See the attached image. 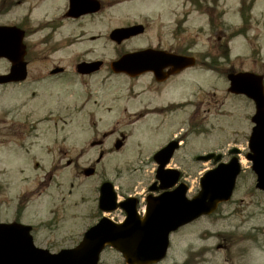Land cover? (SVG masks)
<instances>
[{"label":"flooded vegetation","instance_id":"af4514ba","mask_svg":"<svg viewBox=\"0 0 264 264\" xmlns=\"http://www.w3.org/2000/svg\"><path fill=\"white\" fill-rule=\"evenodd\" d=\"M187 1L193 11L206 16L207 28L200 29L208 30L207 43L203 45L197 43V33L191 39L182 37L186 19H182L180 4L177 8H169L164 20L163 13L158 12L154 17L144 15L141 21L102 28L98 26L102 14L119 0H0V24L15 25L23 32V61L27 71L24 80L1 86L30 83L38 88V85L49 83L55 89V84H62L61 91L56 90L47 96L46 90L32 91L33 97L41 95L56 99V106L44 116L35 117L33 112L24 111V107L19 106L15 113L7 111L1 118L4 130L1 142L4 145L17 142L30 152L33 150L31 160H34V166H39L36 159L39 157L41 160L47 158L45 160L51 164L39 179L38 189L36 186L33 191H23L12 197L3 196L0 192V223L30 225L34 243L41 246L39 244L45 242L44 227L49 229L54 222L53 217L59 216L63 209L56 208L57 205L47 208L48 203L43 204L45 215L50 217H43L39 223L24 220L26 210L34 198H42L44 194L46 199L45 188L50 185L51 176L62 170L67 176L65 169L69 167L72 168V178L78 180L97 176L95 211L99 186L104 181L112 182L119 201L131 197L129 202H135L139 215L143 214L148 198L173 190L181 181L189 187L182 171L174 185L161 188L160 181L156 179V169L152 167V178L141 191L136 185L124 188L119 183L124 174L118 167L112 177L102 171L103 163L155 165L166 159L169 161L166 167L171 168L176 167L170 165L175 161L192 162L198 155L213 151L189 154L190 151L186 150L185 158L181 159V151L187 147L191 137L206 135L213 129L210 119L214 104L218 102L214 100L217 94L213 87L197 83L195 76L189 78L188 73L210 75L216 79L222 77L228 86L227 76L231 71L229 26L224 20L222 7L217 5L221 0ZM15 11L17 13L13 14ZM152 19L156 24L150 23ZM133 24H142V32L119 43L109 39L111 47L108 49L86 41L96 39L101 30H106L109 37V32L115 28ZM142 35L146 36L145 41L139 45L130 44L131 40ZM70 47L79 51L72 56ZM140 50L145 51L147 66L141 73L129 74L111 67V63L122 55ZM176 55L189 56L192 63L180 67ZM0 60L7 66L1 73L8 72L9 60L4 57ZM81 62H96L98 67L83 72L78 69ZM224 102L220 101L218 107H222ZM227 110L217 109V112L224 116ZM248 115L251 131L252 116ZM248 137L247 134L246 143ZM41 139L44 142L41 141L38 149ZM246 153L247 147L238 156ZM231 157L228 148L222 152L221 160L228 161ZM145 165L128 167V176L143 170ZM86 168L93 169L89 176L85 175ZM75 184L79 181L69 180L71 187L74 188ZM72 192L67 188L68 195ZM112 215L121 220L125 212L117 208ZM112 251L118 261L109 262L108 258H103L101 255L109 252L103 250L97 264H127L118 251ZM169 253L154 264H163Z\"/></svg>","mask_w":264,"mask_h":264},{"label":"rangeland","instance_id":"374dc122","mask_svg":"<svg viewBox=\"0 0 264 264\" xmlns=\"http://www.w3.org/2000/svg\"><path fill=\"white\" fill-rule=\"evenodd\" d=\"M240 1L221 0L217 4L225 11L224 20L228 23L229 31L241 24ZM251 1H253L252 21L247 34L235 36L228 44L230 68L252 70L264 74V0ZM179 4L182 9V19H186L182 37L191 39L197 33V43L199 45L207 43L208 30H200L201 27L207 28L206 16L193 11L187 0H119V3L102 14L98 26L106 28L126 22L141 21L144 15L154 17L158 12L163 13L162 19L164 20L166 14L169 13V8H177ZM16 13L17 11L13 12V14ZM150 23L156 24V21L152 19ZM97 36L94 40L86 41L107 49L111 47L106 30H101ZM145 40L146 36L142 35L131 40L130 44L139 45ZM77 51L79 50L72 49L70 52L73 56ZM6 68V63L0 60V72ZM188 74L189 78L195 76L197 83L213 87L217 94L214 100L218 102L214 104L210 119L213 129L206 135L197 134L191 137L187 147L181 151V159L185 158L186 150L190 151L189 154L207 150L226 152L233 144L241 149L245 148L246 135L250 131L248 114L252 113L253 103L245 97L227 93L226 81L222 77L216 79L210 75ZM37 87L30 83L20 86L0 85V192L3 196L12 197L23 191H33L36 186L38 189L39 179L43 178L42 174L49 169L51 164L45 160L47 158L41 160L39 157L36 158L39 166H34V160H31L33 150L30 149V152L26 146H19L17 142L6 145L1 142L2 132H4L1 118L5 117L4 113L7 111L15 113V108L23 106L24 111H31L33 116L40 117L56 106V99L46 98V96L56 90L61 91L62 84H55V89L49 83H43ZM33 90H46L44 92L47 93L45 97L41 95L33 97ZM222 100L225 101L223 106L218 107V103ZM217 109H228L227 114L221 116ZM182 127L185 128L183 125ZM41 141L44 142L43 139L39 141L38 149L42 144ZM241 157L243 169L236 180L232 197L222 203L213 215L200 217L172 233L170 253L163 264H264V192L257 190L254 186L255 176L249 169L250 164L243 154ZM173 164L184 173L189 182L190 189L187 193L189 197L198 191L200 175L213 166L210 161H175L170 165ZM139 165L145 164L103 163L102 171L112 177L114 173L116 174V167H118L124 174L119 183L124 188L136 185L137 190L141 191L152 178L153 164H146L143 170L129 177L128 167L133 168ZM65 170L68 171L67 176H64L63 170L51 176L50 185L45 188L46 191L44 190L47 198L44 199V194L42 198L37 197V201L34 198L24 218L33 223L42 222L43 217L48 219L50 216L45 215L46 211L42 207L45 203H48L47 208L57 205L56 208L63 209L59 216L53 217L54 222L51 227L49 229L44 227L42 232L45 242L39 245L48 247L51 251L76 244L84 230L97 220L94 209L96 193L94 188L98 182L97 176L82 177L78 180L72 178L71 167ZM71 179L74 183L79 181L74 188L69 185ZM67 188L73 190L71 195L67 194ZM112 250L107 248L106 251L109 252L101 256L108 258L109 262H116L118 258ZM109 262L107 264H110Z\"/></svg>","mask_w":264,"mask_h":264},{"label":"water","instance_id":"95a60500","mask_svg":"<svg viewBox=\"0 0 264 264\" xmlns=\"http://www.w3.org/2000/svg\"><path fill=\"white\" fill-rule=\"evenodd\" d=\"M15 26L0 25V57L11 61L8 74H0V83L17 81L25 77L23 62L24 46L22 33H16ZM17 30V29H16ZM142 31V25L114 29L110 37L117 42ZM190 57L176 56L181 67L189 65ZM145 51L128 53L112 62L116 71L138 73L146 69ZM92 63H81L84 67ZM229 91L245 94L253 100L256 111L252 116L255 125L249 138L250 152L247 159L257 178L255 186L264 190V86L262 75L250 71L231 72ZM232 149L231 152H237ZM199 160L220 159V154L209 153L198 157ZM168 160L158 162L157 177L160 187H170L180 176L177 169L164 171ZM241 170L237 157L228 162H220L207 170L200 178V190L192 198L186 197L187 185L181 183L172 191L165 192L148 200L143 218L136 214L134 204L122 202L127 217L122 223H115L108 217H102L90 226L79 243L64 248L57 253L38 248L33 244L29 233L30 226L23 224L0 223V264H97L99 254L108 245L120 251L129 264H151L164 257L169 244V234L180 226L215 211L218 204L227 201L233 192L236 178ZM92 172L87 169L88 175ZM170 172V173H168ZM99 207L101 210H113L116 207L115 192L110 182L100 188Z\"/></svg>","mask_w":264,"mask_h":264},{"label":"trees","instance_id":"16d2710c","mask_svg":"<svg viewBox=\"0 0 264 264\" xmlns=\"http://www.w3.org/2000/svg\"><path fill=\"white\" fill-rule=\"evenodd\" d=\"M241 17H242V25L240 28L234 30L230 35H237V34H245L248 28V25L251 20V7L248 5L247 7H241Z\"/></svg>","mask_w":264,"mask_h":264},{"label":"bare ground","instance_id":"6f19581e","mask_svg":"<svg viewBox=\"0 0 264 264\" xmlns=\"http://www.w3.org/2000/svg\"><path fill=\"white\" fill-rule=\"evenodd\" d=\"M241 162L243 163V159L241 160Z\"/></svg>","mask_w":264,"mask_h":264}]
</instances>
